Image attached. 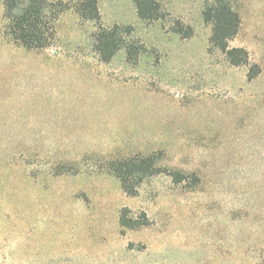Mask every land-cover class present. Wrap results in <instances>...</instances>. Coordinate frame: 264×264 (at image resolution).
I'll list each match as a JSON object with an SVG mask.
<instances>
[{
	"label": "rangeland",
	"instance_id": "374dc122",
	"mask_svg": "<svg viewBox=\"0 0 264 264\" xmlns=\"http://www.w3.org/2000/svg\"><path fill=\"white\" fill-rule=\"evenodd\" d=\"M150 1L153 19L71 9L36 52L4 37L0 0V264H264V0H221L240 66L210 43L220 0ZM150 155L161 172L127 194L110 163Z\"/></svg>",
	"mask_w": 264,
	"mask_h": 264
},
{
	"label": "trees",
	"instance_id": "16d2710c",
	"mask_svg": "<svg viewBox=\"0 0 264 264\" xmlns=\"http://www.w3.org/2000/svg\"><path fill=\"white\" fill-rule=\"evenodd\" d=\"M135 2L141 18L157 17V9L151 7L150 0ZM3 8L4 37L10 43L36 52H44L55 46L58 22L71 9L83 20L99 22L101 19L98 0H80L74 6L60 0H3ZM204 18L213 25L210 43L219 48L232 65L249 64V54L245 49L229 46V42L239 32V14L220 0L204 12ZM119 30L118 26L109 30L99 27L96 48L105 61H109L122 48L117 34ZM260 73V67L252 65L248 73L249 80ZM110 168L127 194H132L145 178L161 172V168L156 166L154 155L115 160L110 163ZM171 175L174 178L180 176ZM131 224L130 221L121 220V225L132 229L134 226Z\"/></svg>",
	"mask_w": 264,
	"mask_h": 264
}]
</instances>
